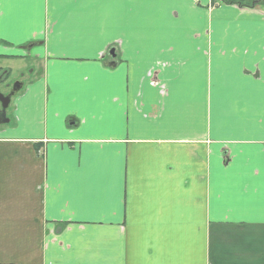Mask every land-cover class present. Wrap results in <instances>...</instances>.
Masks as SVG:
<instances>
[{
    "label": "crops",
    "instance_id": "obj_1",
    "mask_svg": "<svg viewBox=\"0 0 264 264\" xmlns=\"http://www.w3.org/2000/svg\"><path fill=\"white\" fill-rule=\"evenodd\" d=\"M208 3L0 0V54L36 68L0 264H264V5Z\"/></svg>",
    "mask_w": 264,
    "mask_h": 264
},
{
    "label": "rangeland",
    "instance_id": "obj_2",
    "mask_svg": "<svg viewBox=\"0 0 264 264\" xmlns=\"http://www.w3.org/2000/svg\"><path fill=\"white\" fill-rule=\"evenodd\" d=\"M218 5V4H216ZM220 5V4H219ZM215 6L213 0H209L208 7ZM37 51L38 48H32L33 51ZM4 55L7 58H1L0 56V67L2 68V73L0 74V93H5L8 89H10L14 83L21 82L24 84L25 80L31 79L33 75L31 71H35L34 61L32 57H23L26 60V63L29 65L28 68L23 67V62L19 61L17 56H20L19 50H13L12 52L0 54ZM5 70H10L9 74H4ZM22 90H20L14 97L19 96L22 94ZM14 97L11 98L10 104L6 109V117L9 119L10 112L13 111L15 107Z\"/></svg>",
    "mask_w": 264,
    "mask_h": 264
},
{
    "label": "water",
    "instance_id": "obj_3",
    "mask_svg": "<svg viewBox=\"0 0 264 264\" xmlns=\"http://www.w3.org/2000/svg\"><path fill=\"white\" fill-rule=\"evenodd\" d=\"M36 43L29 44L25 46L26 49H30L33 47ZM113 52V50H111ZM110 51V52H111ZM112 54L111 56H113ZM107 67H114L115 63L114 62H108L105 64ZM23 87L22 82H16L13 84L12 88L10 91L5 94V93H0V125L6 124L9 122V119L6 117V109L8 108L11 98L14 97Z\"/></svg>",
    "mask_w": 264,
    "mask_h": 264
},
{
    "label": "trees",
    "instance_id": "obj_4",
    "mask_svg": "<svg viewBox=\"0 0 264 264\" xmlns=\"http://www.w3.org/2000/svg\"><path fill=\"white\" fill-rule=\"evenodd\" d=\"M213 2H216L218 4H235L241 7L248 8H253L258 5H264V0H213ZM2 72V68L0 67V74Z\"/></svg>",
    "mask_w": 264,
    "mask_h": 264
},
{
    "label": "flooded vegetation",
    "instance_id": "obj_5",
    "mask_svg": "<svg viewBox=\"0 0 264 264\" xmlns=\"http://www.w3.org/2000/svg\"><path fill=\"white\" fill-rule=\"evenodd\" d=\"M32 43H34V42H29V43H27V44H25V45H22L20 49H22L23 51L27 52V54H29V53H30V50H31L34 46H36L37 44H35V45H34L33 47H31L30 49H26L25 46H27V45H29V44H32ZM111 50H112V49H109V50H108V54H109V55L114 54V51L112 52ZM110 51H111V52H110ZM29 55H30V54H29ZM5 73H6V72L4 71V74H5ZM21 82H22V81H21ZM11 88H12V87H11ZM11 88H10V89H11ZM10 89H8V90L5 92V94H7V93L10 91Z\"/></svg>",
    "mask_w": 264,
    "mask_h": 264
}]
</instances>
